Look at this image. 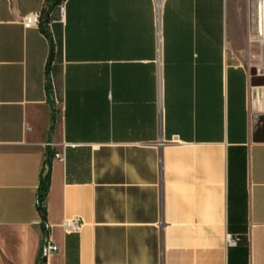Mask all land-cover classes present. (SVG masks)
I'll list each match as a JSON object with an SVG mask.
<instances>
[{"label":"crops","instance_id":"obj_1","mask_svg":"<svg viewBox=\"0 0 264 264\" xmlns=\"http://www.w3.org/2000/svg\"><path fill=\"white\" fill-rule=\"evenodd\" d=\"M46 4L0 0V264H264L255 2Z\"/></svg>","mask_w":264,"mask_h":264},{"label":"built area","instance_id":"obj_2","mask_svg":"<svg viewBox=\"0 0 264 264\" xmlns=\"http://www.w3.org/2000/svg\"><path fill=\"white\" fill-rule=\"evenodd\" d=\"M255 2V16H256V22H257V33L258 38L261 43L264 44V0H253ZM60 11L64 13L65 11V4H61ZM22 24L24 28L31 29L40 27L42 24V13L41 12H35L28 16H26L22 20ZM48 146H52L49 144ZM59 155H55V158H59ZM49 159L46 161V169L49 168ZM63 227L65 231L69 234H80L84 228V222L79 217L74 218H68L64 221ZM46 247L48 252H54L58 250V247L54 243L51 237H47L45 240ZM237 244V240L233 239L232 237H229L228 239V246L232 247Z\"/></svg>","mask_w":264,"mask_h":264},{"label":"trees","instance_id":"obj_3","mask_svg":"<svg viewBox=\"0 0 264 264\" xmlns=\"http://www.w3.org/2000/svg\"><path fill=\"white\" fill-rule=\"evenodd\" d=\"M63 0H47V4L46 7L44 9V17L42 15V20H43V24H41V30L44 34H46L49 37L48 31H47V25L50 23V12L51 10L56 7L59 6L62 3ZM53 53V52H52ZM52 53H51V57H52ZM51 62V59H50ZM50 62L48 64V76H49V68H50ZM48 92L50 94V98L52 96V84H51V80L48 79ZM48 186H49V176L46 177L43 182L41 183L40 189H39V193H38V207L40 210V213L42 215V219L45 221L46 220V198H47V193H48ZM45 229V227H44ZM47 238V237H46ZM45 238V240H46ZM44 240V241H45ZM41 258H40V262L39 264H46L44 261V254L42 252L41 254Z\"/></svg>","mask_w":264,"mask_h":264},{"label":"water","instance_id":"obj_4","mask_svg":"<svg viewBox=\"0 0 264 264\" xmlns=\"http://www.w3.org/2000/svg\"><path fill=\"white\" fill-rule=\"evenodd\" d=\"M46 260H47V252H45V254H44V261H45V263H46Z\"/></svg>","mask_w":264,"mask_h":264}]
</instances>
